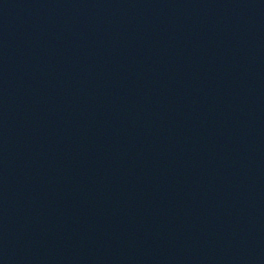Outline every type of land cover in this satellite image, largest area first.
<instances>
[{"label": "water", "instance_id": "obj_1", "mask_svg": "<svg viewBox=\"0 0 264 264\" xmlns=\"http://www.w3.org/2000/svg\"><path fill=\"white\" fill-rule=\"evenodd\" d=\"M0 264H264V0H0Z\"/></svg>", "mask_w": 264, "mask_h": 264}]
</instances>
